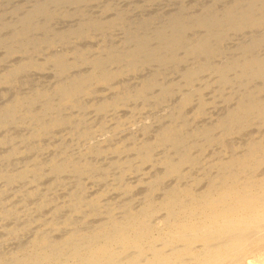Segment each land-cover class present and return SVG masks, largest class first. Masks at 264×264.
I'll return each mask as SVG.
<instances>
[{
  "label": "bare ground",
  "instance_id": "obj_1",
  "mask_svg": "<svg viewBox=\"0 0 264 264\" xmlns=\"http://www.w3.org/2000/svg\"><path fill=\"white\" fill-rule=\"evenodd\" d=\"M50 1L51 0H48L49 3L45 2L44 0L40 2L37 1L38 3L35 2L34 6L31 7L32 9L29 12L27 11L28 12L26 13L27 15L24 14L25 18L23 17L24 15L22 14V17L24 19L20 20L19 16L17 15L18 18L16 19L20 20V22L18 23L15 21L16 19L13 21L16 23L11 22L13 16L11 21L9 20L10 24L12 25H9L8 23L5 22L6 25L10 27L12 26V28L16 29L15 30L16 35L15 33L13 35L11 34V36H15V38L13 37L14 42L19 41L18 39L20 38L21 41H23V38L27 37L29 32L32 30H36V31L40 30L39 28L41 26L39 27L38 25L41 24V22L39 21L43 20L41 18L47 17L46 20L48 18L52 19L53 16L49 14L50 12L48 8H50L53 3L56 4L55 6L59 5L60 3H62L60 5H63L65 3L71 5L73 4L75 7L76 6L79 7L78 5H80V7L84 5V9H85V6L87 4L89 5L93 1L94 3L98 2L97 0L96 1L95 0H53L51 1L52 3H50ZM53 5L52 7H54ZM90 6L91 5H89V7ZM111 7L112 6H109V9ZM214 7L216 12L214 11L213 8L207 9L205 10L207 14L203 13L205 14V16L203 17L198 18L197 16L196 18L194 17L195 19H193V17L192 18L190 17L188 19H179L177 17L170 18L169 23L166 26H164L163 29L157 26L158 28H160V31H158L159 34L157 35L156 34L154 35L153 34L154 31L153 32L151 31V28L153 29L154 26L150 27L149 31H151L153 36L161 40L160 43L158 42V44H160L159 47H161V44L166 46V47L164 46L165 48H163V46L161 47L163 48V50L165 49L164 53H162L163 50L162 52L161 50L160 51L158 50L159 47L158 49H156L158 45L155 48L158 52H156L154 48H153L154 50H152L151 47H150L151 49L147 47V49L149 48L148 51L152 50L151 53L145 52L146 47L144 46L143 41L146 39L145 37L150 35L149 37L151 38L152 36L147 29L146 31L149 33V35L147 34L145 36H142L141 33L135 32L137 34H140L144 40L142 41L141 38L140 40L143 43L140 42L137 43L136 45L133 44L132 47H135L134 50L132 47H129L132 44V42L129 43L128 47L129 49L132 48L133 51L132 50L128 51V47H126L127 49L126 48L124 49H126V52L127 51L128 52L125 53V50L123 49L125 54L124 53L122 54H124V56H122V54L120 53L121 56L116 55V56H108V57L111 58L113 61L116 59L115 61L117 63H121V62L128 63L129 61L130 64V62H133L131 63L133 65L127 66L131 68V72L132 71L135 72L137 68H139L138 66H141V63H144V61L142 62L141 58L142 55L145 56L146 54L148 55V56L146 55L147 57H145L146 59L145 63L147 65L151 63H159L161 66H168L170 65V63L173 64L174 62L179 60L178 53L180 52L181 49H183L182 43L186 41V36H188L187 34L191 31L192 32L201 31L200 34H202L203 32L202 35L204 36V38H202L203 36L201 37V35L200 36L197 35L198 36L197 41L196 39L193 38L191 42H193L194 40L195 42L191 43L190 40L188 41L191 43V45L189 46L191 49H189V47L186 48L187 46L185 47L183 46V47L184 49L186 48L190 50L189 52L190 56L203 57V56H215V54L217 53L216 46L219 43H221L222 40H224V38L227 35L229 34L231 35V33H238L245 30H250L251 32L256 33V31L263 29L264 27V0H232V5L230 7H228L227 9L221 8L224 9L222 13L221 11L219 12L220 9L217 10L216 8L217 6ZM53 10L50 11L53 12ZM54 12L52 13L53 15L56 14V12L55 13ZM212 12L214 16L209 15L210 13L212 14ZM118 18L120 17H117V19ZM1 19H2L1 21H3V16ZM115 19L113 20V23L118 21L123 22V18H121L120 20L116 19L117 21H115ZM139 19L141 20V18ZM45 21L44 23L42 22L44 24V27L45 25H47L45 24ZM94 22L95 20L92 23ZM52 23L54 24V22ZM2 24L3 23H1L0 25ZM18 24L20 26H18ZM97 24L98 22L95 25ZM99 24H102V22ZM6 25L4 26L3 24L4 27H6ZM82 26L85 27L84 24ZM103 26H105V24H103ZM81 27L80 29L82 30L83 33L84 31ZM87 27L91 28L89 26H86V29ZM144 27L146 26L144 25ZM80 29H77V32ZM13 30H11L10 28L11 32H13ZM43 30L41 28L40 31L42 32ZM157 30L155 29V33H158L156 32ZM40 31L38 32L40 33ZM146 31H144L145 32L144 34H146ZM32 32L34 33L35 31ZM33 33L30 36H35L33 35ZM36 33L37 32H35L34 34ZM39 33H37V35H40ZM43 34H41L40 36L42 37ZM137 34H135V36H137ZM135 36H133V38ZM139 37L138 38L135 37V38L139 39ZM199 37L201 39L198 40ZM251 37H252V41H250L248 45H244V46L242 45L240 49L241 55L245 56L243 60L232 61L231 66L227 64L228 67L226 66L221 67L223 69H218L220 67L217 68V66L216 67L211 66L210 68L208 65L207 67L205 64L204 65L202 64L203 66L197 64L196 65L197 67L196 68L194 67L195 69L189 72L187 71L186 74L185 73L183 74V80L185 83L183 82H182L183 84L176 83L175 85L174 83H170L171 85L168 84V86L165 85L163 88L161 87L162 91L159 94L161 96L163 95L161 98L164 100L165 96H169V94L173 90L174 91L178 90V92H180V90H182V87H187L191 89L192 83L195 80V76L197 77L196 80L200 81L201 79L200 78L198 79L200 74L202 75L203 72L215 71L213 74L215 75L217 74V77L218 75L222 74L223 79L221 75L218 77L221 80L218 81L220 84L222 83L224 86L226 85L228 86L229 84L230 85L239 84L241 86L242 85L244 86L242 90L246 91V89L250 87L252 91L248 88L247 90H250V91H246L248 92L247 93L248 95L245 92H243L247 96L242 95V97L238 99L237 104L233 106L231 109H229L230 111L226 112V115L224 114L225 116L223 115L224 117L221 118V116H219L221 118L219 119V121L216 119L217 123H214L215 122L214 120L213 123L215 124V126H211V123H209L210 127L207 124L208 126H206V128L203 127L202 129L199 130L196 129L195 131L190 132L191 129H189L190 131L186 130V126L184 125L185 123L182 124L183 122L181 121L182 119L180 120L182 126H180L179 123L177 124L178 119L175 116H180L179 114H182L180 113V109L182 111L183 109L191 105V103H193L192 102L193 97H196L198 93H199L198 96H201V94L203 93L201 91L203 85L199 88L200 90L197 89L198 90L197 94L194 93V89H193L192 90L193 94L196 95L195 96L193 95V97H191L192 95L189 96L185 94L186 96L182 97V99L179 101L181 103L177 108L178 110L176 109L178 111L177 112L178 115L176 113L174 114L175 115L174 116L172 113L171 118L173 120L171 119V123L167 121L169 122L168 126L162 127V129L161 126H158L160 127L161 130H159L158 132L155 130L157 133L155 132V135L153 136L154 140L152 142L146 141L145 143L142 144L140 143L141 145L138 148H132L133 151L137 150V152L134 153L135 157H137L139 163L143 165L152 162V160L154 159L153 152L155 148L163 147V149L164 148L167 149V150L165 149L166 151L164 155L163 156L161 155L162 158H160L159 161L157 160L158 165L162 168L161 169L162 172L160 171L162 175L157 176L156 179L154 178L153 182L149 181L151 184L148 183V185L150 184L149 192L147 193L148 195L147 194L145 195L146 199L144 200V203L140 207L134 209L131 207L132 209L128 208L125 209V211H121L126 206L123 205L124 208H121L119 205L118 206L120 208L118 206L117 207L113 206L111 209H109L108 212H106L105 215L106 217H103L101 221L96 222V224L91 227L90 225L92 224V222H90L91 224L88 223V219L92 220L94 219L92 217L96 216L97 213L96 209L99 208L100 205L98 201L99 199L96 198L88 199L83 194L82 196L84 197H82L80 194L76 192L75 193L72 192L70 194L68 193L67 196V198L69 197L68 202H65V204H68V207L70 208V215L67 216L66 219H64L63 221L64 223L62 222L66 226L65 231L59 233L60 232L59 226L61 224V222L59 221V216H57L60 212V210L58 209L59 207L58 208L56 207L57 209L55 208L56 215H53L50 219L45 218L42 214H38L39 217H36L35 215L36 218L34 217V215L33 216L31 215V218L33 217L32 220L35 221V223L33 221L29 222L30 223L29 227H31L30 229L31 233L28 236L29 238H27L28 241L27 242L25 241V245L23 244L18 248H15V250L12 251L10 250L8 253H4L2 251L0 253V264H264V141L261 142L255 141L248 143L245 148L239 144H234L235 147H231V149H229L230 146L228 145L229 140L233 139L235 135L243 132L244 129L250 128L254 124V121L255 122L259 121L260 123H262L261 125L264 126V95H263L264 94V53L262 54V52L258 51L260 50V47L264 42V39L261 37L257 38L256 36L253 37V33ZM37 38H35L34 40L35 42H38L37 40L40 39V37L38 39ZM226 38H228V36ZM29 39H24V40H29ZM32 39L33 37H31L29 41L32 42ZM43 40H45V42L47 43L49 39H46L44 37ZM134 40L136 42V39ZM21 41H19V43L17 44L22 47L23 45L22 44L20 45ZM29 41L28 42L23 41L22 43L27 42V44L31 45ZM42 41L40 40V44H42ZM14 42L12 44H15ZM35 42L34 44L37 47L38 46L37 44L39 42L37 44ZM153 42L154 44L155 42L157 43L155 38ZM46 43L44 44L46 45ZM152 43L150 45L149 43L147 44L148 46H153ZM17 44L16 46L19 47ZM27 44L25 43L24 45ZM39 46L38 48H36V51H38L37 49H39L40 51V48L42 46L40 48ZM21 47L20 49H22ZM34 48L35 46L33 45V49L32 47L29 49L30 51L31 49L32 51H34ZM184 49L182 50L183 52L185 51ZM23 50L24 49H22V51ZM186 54L188 53L186 52ZM184 56L186 55L184 54ZM55 57L57 58V56ZM63 58H61L60 60L59 58L55 60L50 59L51 61L53 60L54 62L53 65H55L58 71L60 70V72L58 73L61 74L66 73L64 71L66 70L67 67L66 64L64 63L65 60H62ZM61 60L64 61L63 63L65 64L66 67L63 66ZM100 60L97 59V61L95 60V62H93L94 65L97 66L102 65V68L100 67L99 69L100 73L97 72L99 67L95 66L97 71L92 72V70H90L88 71L89 73L87 72L88 75H86L87 73L85 71L86 74L84 75L86 76L83 75L81 79L75 80V77L72 75L74 79L72 80L73 77L71 78L73 82L69 80L71 81L70 84L69 83L63 84L64 81L62 84H59V82L56 81L58 82L59 85L57 86L56 89H54V92L56 90L55 93L58 95V99L55 100L53 99L54 100L53 101L51 98L55 97V96L52 97L53 94L55 93H53L52 96L49 95L50 93L49 94L46 93L48 94L47 99L52 100L53 103L48 104L51 101L50 100L48 101L46 99V95L43 92L44 90L42 91V89L41 90L36 89V91L32 93L35 94L30 97L22 96L21 95L22 93L20 95L18 93V95L14 96L13 100L6 102V104H4V106L0 109V132L5 131L6 133L11 134L10 133L11 128L15 124L29 125L31 123L29 125L30 127H33L34 124L36 127V129L34 127L33 132L31 131L32 132L31 135L27 133L29 136H27L26 138H24L25 135L21 137L18 136L20 135V133L18 132H17L18 135H10L7 136L6 138L1 137L2 135H0V148H3L6 144L9 145L8 149L6 150L0 149L3 152L0 153V190H1L0 218L8 220L12 218L13 215L16 214L18 210V208L15 207L17 206L16 203L15 205L13 204L14 208L17 209L15 211L11 203H9L11 201L8 200V203L4 204V202L7 201V199L5 200L1 199L3 197V194L7 193V191L17 181L21 183L24 182V179L25 182L30 181L28 180V178H31L34 181H36L39 178L43 179L44 176H46L45 175L46 172L53 174V175L50 174L52 177L54 175H58L56 177H60L61 175H64L66 173H73V174H77L79 177L86 176L88 178L89 176L92 177L93 174L97 173L96 171H98V168L100 169L99 167L100 165L99 166L95 165L93 161H91L93 159H91L90 156L96 155L97 153L100 152L105 153L109 151L106 150L107 147H104L103 142H99L97 145L90 147V149L86 148L87 150L82 152L80 154V157L78 158L72 157L71 154H69V151L66 150V152L59 153L60 155L58 154V157L57 155L55 157L53 156V158H50L49 160L42 163L37 161L38 156L34 157L35 159L32 160L33 162H36L35 163L36 165L34 163L33 164L31 163V165L28 164L29 166L26 165L25 169L10 168L11 163H13L11 162V160L25 153L24 151H22V149H20V147H17V144H21L23 142L25 143L26 141L37 143L41 141L43 139L42 137L43 136L45 137L48 134V132L50 131L53 132L55 128L57 129L60 125L66 123V121L63 122L62 120L65 117L63 116L62 118L61 113L57 112V109L59 107L61 108L62 105L65 106L66 104L72 105L74 103V99H76L75 101H78L79 99L80 101H82L83 99H81V97L76 98L77 95L79 94L87 95L88 93L91 94V92L89 91L92 90L90 87L93 84H96L97 87L98 85H104V84L108 86L109 82L111 81L113 83L116 77L119 78V76L120 77L124 76L122 75L123 73L122 74L120 73L122 71L120 68L119 69L121 71L119 69H118L119 71H115L116 73L118 72V74L106 72L109 70H107V67L105 68L106 71L103 69L104 67L103 64L105 63ZM137 62L139 63L141 62L140 65L136 64ZM26 64H22L16 68L14 67V69H12V71L10 70V72L6 71L7 74L3 73L2 75L3 77L2 76L0 77V81L1 79H3L2 83L4 85L16 84L17 79H15V77L19 76V74L22 73L27 68L28 65L26 66ZM212 67L214 68L212 69ZM29 68L38 69V67H32L31 65L29 66ZM122 68L124 69V67ZM39 69H44V67L41 66ZM94 69L95 68H93V70ZM101 69L103 70V73H101L102 71ZM112 71L114 72V70ZM81 76L76 78H80ZM158 76L156 77L157 78L156 80H158ZM69 77L70 76L66 78L67 79L66 82H69L68 81V79H70ZM58 78L59 77H57V80H59ZM193 78L194 80L192 81ZM194 83L196 84L195 81ZM3 84L0 85L2 86ZM54 84L57 85V83ZM90 84L91 86H88ZM137 86L138 87L137 88L135 87L136 89L133 90L134 91L133 94L128 93V90H125L124 94L127 95L126 99L124 98L126 97V95L125 96L123 95L122 99L117 97L116 100H110V102H107L109 101L107 99L105 105H103L104 102L101 104L102 109L100 108V110H103L104 107L105 110H108L111 107H118L119 104L121 105V103L123 102V99L124 101L125 100L128 101L131 98L135 100L143 99V98L145 99L146 94L156 89V87H159L158 84H156L155 80L153 81V78L151 80H149L148 78L147 80H144L140 85ZM51 88L49 89L50 90L49 92L53 91V89ZM239 89H241V87ZM206 90H207V86L203 88V91ZM97 91H99V89ZM59 93L61 94L60 99H59L60 97ZM13 95L14 94H12V96ZM44 98L48 102L43 103V101H45ZM37 103L39 104L43 103V104L37 105ZM199 103L200 106L202 107L205 105L203 100L202 101L200 100ZM36 105L38 106V108L36 107ZM67 105L65 106V109L67 108ZM75 105L77 106V103H75ZM75 105H72V107L69 106V108L70 107L75 108ZM102 105L104 107H102ZM64 106H62V108ZM85 106H87V104ZM90 108H92V106ZM98 110L99 109H97V111ZM59 111H61V109ZM65 112L67 111L65 110ZM59 113L60 115H58ZM55 114H57L58 117ZM54 115L56 117H54ZM59 116H61L62 119L59 118ZM181 116L183 117V115ZM32 122L34 124H32ZM177 125H179L180 127H177ZM27 130L28 129H26V131ZM218 131L220 132L218 133ZM86 132L88 131H85V133ZM80 134L82 135V132ZM216 134H218V136ZM83 135L82 137L85 138L86 134L85 136ZM212 145H218L220 147V150L217 152V154L215 153L214 156L206 155V161L202 167L203 168L202 173L197 177L191 176L193 172L190 174V172L186 171L184 168L186 166L196 167V165L199 164V158L197 160L195 157L192 156V154H194L193 151L200 150L201 153H204V151L206 152L207 149ZM67 148L68 146L66 147V149ZM40 149L42 150V148ZM132 150H128V151L131 153ZM210 150H208V152ZM174 151L178 153H174ZM132 159L130 160L132 161ZM120 160L118 161L120 162ZM130 160L129 162H126L128 163L127 165H129V163L131 164ZM119 162L118 164H116L117 162L115 160V162L112 163L113 164L115 163L116 165L112 164L111 166H113V168L115 166V169L117 170L116 167H119ZM121 162L120 164H122ZM123 163L125 165V162ZM130 167L131 166H129L128 168ZM140 167H142V165H140ZM45 169H48V171ZM118 169H120V167ZM104 170L105 171L109 170V167L108 169L104 168ZM121 170H125V169H121ZM108 172L106 173L110 174V170ZM123 172L125 173V171ZM128 173H130V171H128ZM97 176H99V174ZM57 180H59V178ZM168 180L169 182L172 183H169L167 185L165 183ZM32 182L33 181H30L29 184L32 185ZM35 183L36 182H34L33 184L35 185ZM165 185L167 186L165 187ZM131 186L132 185L127 184L126 191H129L132 188ZM30 187L31 190L27 189L28 191H30L28 192V194L22 191L24 197L28 195V197L26 196V199L24 197L23 198L27 200V198L30 197L29 201L27 200L28 202H30L33 197L35 198L34 202H36V200L39 201V204L38 202H36L38 204L36 207L33 205H31L33 206L31 207L29 204V206L31 207L30 209L32 208L34 209L35 207L36 210L35 209L34 210L40 213L44 208L50 206V205L47 206L48 204L53 203L52 201H51L52 203H49L48 200L44 199L45 197L44 195L43 197H41L43 193L39 195L40 191L38 189L40 188L38 189L36 188L39 191V193H37L38 191L36 189H35L36 191L32 192V186ZM121 187H123V185ZM143 189H145V187ZM20 190L18 191L20 192ZM116 190L118 189L116 188ZM23 192L25 193V195ZM38 195L40 196V199L43 198L41 201L39 199H36V196L39 197ZM20 197L17 199L18 200L22 199L21 195ZM17 199L16 201H18ZM13 201L15 202V199ZM20 202L23 203V200H20ZM20 202H17V204L18 203L21 204ZM84 210L86 212H84ZM32 211L33 210H31V212ZM32 214H35V212H33ZM77 216L78 217L80 216L79 218L81 221H78L76 219L78 218ZM41 218H45L43 219L44 221H41L42 220ZM17 223L18 222H16V224ZM38 223L43 224V227L41 225L40 226L37 225L39 228L38 227L33 228L32 224L34 225ZM10 226H6L7 236L11 234L14 235L20 233L19 231L21 229L19 227L16 228L15 227L16 225L15 226L13 225L14 227L13 226L10 227ZM32 228L35 230H33ZM18 245L20 244L18 243ZM16 247H17V243H16Z\"/></svg>",
  "mask_w": 264,
  "mask_h": 264
},
{
  "label": "rangeland",
  "instance_id": "obj_2",
  "mask_svg": "<svg viewBox=\"0 0 264 264\" xmlns=\"http://www.w3.org/2000/svg\"><path fill=\"white\" fill-rule=\"evenodd\" d=\"M7 1L6 0L0 1V3L2 2L0 5V24L3 23L4 26L6 25V23H8L9 25H12V24H10L12 16H13V19L11 22H13L16 18H18V16H19L20 20L24 19L25 15H27L26 13H28L32 9L31 7L34 6L35 2H37V1L40 2L42 0H7ZM44 1L48 2V0H44ZM51 1H53V0H51ZM51 1H50V3H52ZM97 1L98 2L94 3V1H93L91 4H89V5H91L90 7L87 4L85 6V9H84V5L81 6L82 7L81 8L80 5H78L79 7H77V6L75 7L73 4L71 5V4L65 3L63 5H60V4H62V3H60L59 5L55 6L56 4L53 3L54 5L53 4L52 5L55 7L54 8L50 4L51 7L48 9L50 12L49 14H51L53 16L52 17L50 15L52 17V19L48 18L46 20L47 17H43L41 19H43V20L45 19L46 20V21L44 20L45 24H47L49 26L51 25V26L49 27V26L45 25V27H44V24H43L44 21L40 20L39 22H41V24H43V25H41V24L38 25L39 27L41 26L40 28L39 27L38 28L40 30H41V28H42V30L44 28V30L42 31L44 34L40 30H38V31H40V33L36 30H32V31L39 33L40 35L43 34L42 37L40 35H37V33L34 34L35 32L33 33L32 31L29 32L28 36H30L32 33L35 36H30V37L27 36L25 38L22 37L23 41H27V42L31 39V37H33V39H32V42H33L35 40V38H37L39 36L40 39H38L39 37L37 38L38 40L36 39L39 43L35 42V41L34 42L36 44L38 43L37 44L38 46L39 45L42 46V47L39 46V48L41 47L40 51H39V49H37L38 51H36V48H38V46L36 47L34 42L32 43L29 41L31 45H29V44H27V42H25L27 45H24L25 43H22L23 41H21V38L18 40L21 41L20 45L22 44L23 46L22 47L19 46L17 44V43H19V41L14 42L15 36H11V34L13 35L15 33L16 29L12 28V26L10 27V26L6 25V27L7 26L10 27L11 30L14 29L13 32H11L10 28L7 27L8 28L7 29L6 27L3 26V24L0 25V42H1L0 43V45H1L0 46V61H1L0 62V77L3 75V73L7 74L8 71L9 72H10V70L12 71V69H14V67L16 68V67H18L22 64H26V63H27L26 66L28 65L27 68L25 69L26 71L24 70L22 73L19 74V76L15 77V79H17L16 84L4 85L2 83L3 79H1L0 84H3V85L2 86L0 85V109L4 106V104H6V102L13 100L14 96L18 95V93H19V95L22 93L21 94L22 96H29L30 97V96H33L35 94V93L34 94H32V93L35 92L36 89H38V90L42 89V91L44 90L43 92L45 93L46 99H47V95L50 93L49 95L52 96V94L56 92V90L54 92V89H56L59 84H62L63 81H64L63 84H65V83L70 84L71 81L74 79V77H75V80L81 79L83 77V75L86 74L88 71H90V70H92V72L97 71L96 67H99L97 72L100 73L99 69H100V67L102 68V65L97 66V65H94V63H93V62H95V60L97 61V59L98 60L101 59L100 61L105 63V64H103V63H101V64H103V66H104L103 69L105 71H106V69H105L106 67H107V70L110 71V72L109 71H106V72L118 74V72L116 73L115 71H119L121 69L122 71L120 70L121 71L120 73L121 74L123 73L122 75H124L121 77L119 76V78L116 77V79H114L113 83L110 81L108 86L106 84H104L107 87H105L104 85H98V87H97L96 84H93L94 85V86L92 85L93 87L91 86V84L88 85V86H91L90 88L92 90L89 91V92H91V94L90 93L87 94L89 97L86 94L77 95L76 98L81 97V99H83V100L80 101V99L79 100L77 99L78 101H75L76 99H74V103L73 104L71 103L72 105H75V103H77V106L75 105V108L73 107L74 109L71 108L72 105H70V104L69 105L66 104L67 105L66 109H65L66 105L65 106L62 105V106H64L63 108L61 106V108L59 107L57 109V112L61 113L62 118H63V116L65 117L62 119L61 116H59V118H61L63 120V122L66 121L65 124L63 123L62 125H60L59 126L60 128L59 127L57 129L55 128V130H53V132L50 131V132H48V134L46 133L47 135L45 137L43 136L42 137L43 139L37 143H35V142L32 143L31 141H28V142L26 141L27 144H26V142L25 143L23 142L25 145L23 143L17 144V147H20V149H22V151H24L25 153L23 152L24 153L23 155L17 156L11 160V162H13V163L10 162L11 165L9 164L11 169H16V168L17 169L18 168H24L25 169L26 165H28V164L31 165V163L32 164L36 163V162H33V160L35 159L34 157L38 156L37 161L42 163V162L49 160L50 158H53V156L55 157L57 155V157H58L59 153L66 152V150L69 151V154H71L72 157L78 158V157H80V154L82 152L87 150L86 148L90 149V147L97 145L99 142H103L104 147H107L106 150H109V151H107L105 153L100 152V153H97L96 155L90 156L91 159H93V160H91V159L90 160L93 161V163L95 165H97V166L100 165L99 166L100 169L98 168V171H96L97 173L94 172L95 174H93L92 177H90V176L88 178L86 176L79 177L77 174L66 173L67 175L64 174V175H61L60 177H56L58 175H54L56 178L55 179L54 176L53 177L51 176L53 174L46 172L45 170L48 171V169H45L44 171L46 172L45 173L46 176H44V178L42 177L43 179L39 178L36 181H34L31 178H28V180L33 181L32 185L29 184L30 181H26L28 183L27 184L25 182V179H24V182H21V183H19V181H17L18 183L16 182L17 184L15 183L12 186L13 188L11 187L7 191V193H4L3 197L1 196L2 200L7 199V201H5V202L3 201L4 204L8 203V200H9V201H11L9 203H11V205L14 208V205L16 203L17 206H15V207H17L18 210L15 208L14 209H15V211L17 210L16 214L18 216L16 214H14L13 217L12 218L9 217L10 219H8V220L0 218V235H2V236H0V250H1L0 253L2 251L4 253H8L10 250L12 251V250H15V248H18L19 246H21L23 244L25 245V241L26 242L28 241L27 238H29L28 236L31 233V231H30L31 227H29L30 226L29 222L33 221L32 220L33 217L31 218V215L32 216L34 215V217H35V215H36V217H39L38 214H42L45 218L50 219L53 215H56L55 208L59 207L58 209L60 210V212L57 215V216H59V221L61 222V224L59 226V229H60L59 233L64 232L66 229V226L63 224L64 223L63 221H64V219H66L67 216L70 215V208L68 207V204H65V202H68V198H69V197L67 198L68 193L70 194L72 192L73 193L76 192V193L80 194L81 196L83 194L88 199H91V198L99 199L98 201H99L100 205H99V208L96 209L97 210L96 216L92 217V218H94L92 220L88 219V223L92 222V224L90 223L91 227L94 226L96 224V222L101 221L103 219V217H106L105 216L106 212H108L109 209H111L113 206L117 207L119 205L121 208H124V206H126L121 211H125V209H128V208L134 209V208L140 207L144 203V200L146 199L145 195L149 192V188H150L149 185L151 184L149 181L153 182L154 178L156 179L157 176L162 175L161 174L162 168L158 165V161L160 160V158H162V156L164 155V153L167 149L166 148L163 149V147L155 148V150L153 152V155H154L153 158L155 160L153 159L152 162H149V163L143 165V164L139 163V160H137V157H135L134 153H136L137 150L133 151L132 148H138L142 143H145L146 141L152 142L154 140L153 136L155 135V132L156 131L158 132L159 130H161L162 127L168 126L169 122L171 123V119H172L171 115H172V113L174 115L178 112L177 108L181 103L179 101L182 99V97H184L186 95H189V96L192 95L191 97H193V95H194L193 91H192L193 89H194V93L197 94L198 93L197 89H199L202 85H203L202 86L203 88L207 86L206 91H203V88H201L202 89L201 91L203 92V93L201 92L202 93L201 96H198L199 93L197 95L195 94L196 97L192 98L193 103H191V105H189L185 109L182 108L184 110V111L182 110L184 113L180 109V113H182V114H179L180 116L174 115L178 119L177 124L179 123V125L182 126L181 121H183L182 124L185 123L184 125L186 126V130L190 131L189 129H191L190 132L195 131L196 129H198V130L202 129L203 127L206 128V126H208V125L210 127L209 123H211V126H215L214 123H217V120L219 121V119L224 117L226 115V112L230 111L229 109H231L233 106H235L237 104L238 99L241 98L242 95L247 96L248 92H246V91L251 90L250 87H248L250 90H247L248 89L247 88L246 91H244V90H242L244 88V86L243 85L241 86L239 84L238 85L234 84L235 86L230 85V84L228 86L227 85L224 86L221 83L223 85L222 86L218 82V81H221L218 77L220 75L222 77V74L218 75V77H217V74L216 75L213 74L215 71H213V72L208 71V72H203L202 73L203 76L201 74H200L201 76L199 75L198 79L200 78L201 79L200 81L196 80L197 79L196 76H195V80H194V78L192 79V81L194 80L196 82V84L193 81L191 89L187 88V87H182V90H180V92H178V90L177 91L173 90L172 91L173 93L171 92L172 94L170 93L169 96H165L164 100L161 98L163 95L161 96L159 94L165 85H167V86H168V84L171 85L170 83H174V85L176 83L177 84L178 83H180V84L185 83L183 80V74L184 73L186 74L187 71L189 72V71L195 69L197 67L196 66L197 64L198 65L200 64L201 66H203L205 64L206 66L208 65L210 68H211V66H214V67L217 66V68L220 67L218 69H223L221 67L222 66L228 67L227 64H229V66H231L232 61L243 60L245 56L241 55V50H240L242 45L243 46L248 45V43L250 41H252V37H251L252 33H253V37L256 36L257 38L261 37L264 39V27H263V29H260L258 31L255 30L256 33L251 32L250 30H245V31L238 32V33H231V35L229 34L230 37H229V35H227L228 38H226L227 37L226 36L224 38V40H222V42L216 46V50H217L216 51L217 53L215 54L216 57L215 56H203V57L199 56L198 57V56H190L189 55V52H190L189 49H191L189 46L191 45V43L195 42V40L193 42H191L192 38L196 39V41H197L198 36H200V35H201V37L203 36L202 35L203 32H202V34H200L201 31L200 32L199 31H197V32L191 31L187 34L188 36H186L187 42L184 41L182 43L183 49L185 46H187L186 48L189 47V49L185 48L184 49L185 53L182 51L183 49L180 50L181 53L180 52L178 53V55H179L178 61L174 62L173 64L170 63V65H168V66H161L159 63H151L148 65L145 63V60H146L145 57L148 56L145 52L151 53V51L154 50L157 45L158 46L156 49H158V47L160 45V44H158V42L160 43L161 40L158 39L157 37L153 36V34L154 35L159 34L158 31H160V28L163 29L164 26H166L169 23L170 18L177 17L179 19H188L190 17L191 18L193 17V19H195L197 16H198V18L203 17V16H205V14H207V12L205 10L210 9V8L214 9L215 8L214 6H217L216 7L217 10L220 9L219 12L221 11V13H222V11L224 9H221V8L227 9L228 7H230L232 5V0H160V1L159 0L158 1H156V0H100V1L97 0ZM10 4H11L12 8L10 7ZM66 4H68V5H66ZM109 6H112V7L109 9ZM5 8L7 11L5 10ZM65 8H67V9H65ZM58 9H60V10H58ZM15 10H17V11H15ZM50 10H53V12L56 10L55 11L56 14L53 15L52 14L53 12ZM214 11L216 12L215 9H214ZM177 12L180 14H178ZM203 13H205V14H203ZM22 14L23 15L25 14L23 16L24 18L22 17ZM199 14H201V15H199ZM209 15L212 16L213 12H212V14L210 13ZM2 16H3V21H1ZM8 16H10V17H8ZM117 17H120V18L117 19ZM5 18L8 20H6ZM115 18L117 20H120L121 18H123V22L118 21V22L113 23V20ZM139 18H141V20ZM116 19H115V21H117ZM20 20L16 19L15 21L18 23V22H20ZM94 20H95V22L92 23ZM84 21H85V23L87 22L86 25H85ZM96 21L98 22V24L101 22H102V24H99L100 26L98 24L95 25L97 23ZM16 22H13V23H16ZM52 22H54V24ZM88 22H91L93 25L91 23H88ZM83 24L85 27L82 26ZM103 24H105V26H103ZM91 25H92V27H91ZM144 25L146 27H144ZM15 26H16V24H15ZM18 26H20V25L18 24ZM86 26H89L91 28L87 27V29H86ZM97 26L100 28H98ZM157 26L160 28H158ZM80 27L83 29V31H84L83 33H82V30L80 29ZM150 27H153V29H154L153 30L151 28V31L152 32L154 31L153 34L151 33V31H149ZM55 29H56V31H55ZM77 29H80L81 31L79 30L77 32ZM147 29L152 35L151 38L149 37L150 36L149 33L146 31ZM155 29L156 30L158 29L156 31L158 33H155ZM144 31H146V34H144L145 33ZM73 32H74V34H73ZM135 32L141 33L142 36H145L148 34L149 36L145 37L147 39V40L146 39L145 40L147 43H149V45L154 41V38H155V40L157 41V43L155 42L156 45L153 42L152 43L153 46H148V44L145 42V40L142 38V36L140 34L135 33ZM68 33H70V34H68ZM131 33H134V34H131ZM135 34H137V36H135ZM15 35H16V33H15ZM43 36L46 39H49L47 42L48 44L45 42V40H43L44 39ZM133 36H135L137 38L139 36H141V37H139V39H137L135 37L133 38ZM11 37H12L13 42L15 44H12L13 42H12ZM148 37H149V39H148ZM202 38H204V36ZM24 39H29V40H24ZM134 39H136V42ZM140 39L142 41L144 40L143 41L144 46L146 47V51L144 53L147 56L146 55L143 56L141 54L142 55L141 59H142V62L144 61V63L140 62L141 66H138L139 68H137V70L135 72L134 71L131 72V68L127 67V66L133 65V64H131L133 62H130V64H129V61H128V63L127 62L117 63L115 61L116 59L113 61L111 58L108 57V56H116V55L121 56V54L124 53V50H125V53H127L128 51H131L132 48L134 50L135 47H132L133 44L136 45L137 43H140V42L143 43ZM199 39H201V38L199 37L198 40ZM40 40L41 41L43 40L42 44H40ZM189 40L191 43L188 42ZM131 42H132V44L129 47H132V48L129 49L128 45ZM44 43H46V45ZM4 44L5 45L7 44V45L5 46ZM16 44L19 47H17ZM187 44H189V45H187ZM33 45L35 46V48H34L35 52L32 51ZM28 46H30V47H28ZM162 46H163V48L166 47L165 45L161 44V47ZM20 47L22 49H24L25 51L24 50L22 51V49H20ZM31 47H32V49H31L32 52L29 49ZM126 47H128L127 52H126V49H127ZM147 47H149V48L151 47L152 50L148 51L149 48L147 49ZM161 47H159L158 50L159 51L161 50V52H162L163 48H161ZM124 48H126V49H124ZM156 49H155V51L158 52ZM17 51H18V53H17ZM20 51H21V53H20ZM164 51H165V49L163 50L162 53H164ZM258 51L262 52V54L264 53V42L262 43L260 50H258ZM186 52L188 54H186ZM57 54H59V55H57ZM124 54H122V56H124ZM184 54L186 56H184ZM55 56H57V58ZM58 58H59V60L61 58H63L62 60H65V62L61 60L62 63L64 62L67 66L66 67L65 64L63 63V66L66 67V70L64 71L66 73L65 74L63 73L64 75L61 73H58V72H60V70L58 71V69L55 67V65H53L54 64L53 60L52 61L50 60V59L55 60ZM28 63L32 67H38V69L37 68H29L30 65ZM140 63L137 62L136 64L140 65ZM142 64H144V65H142ZM41 66H43L44 69H39ZM78 66H79V68H78ZM122 67H124V69ZM214 67H212V69ZM93 68H95V69L93 70ZM112 70H114V72ZM123 70H126V71H123ZM85 71H86V73H85ZM105 71H104V73H105ZM125 72H128V73H125ZM88 73L86 75H88ZM101 73H103V70L101 71ZM76 74L77 75L79 74V75L77 76ZM86 75H84V76H86ZM152 75H154V76H152ZM156 75L157 76L159 75L158 80H156L157 79ZM68 76H70L69 77L70 79H68V81L71 80L72 77L73 78L71 81L66 82L67 81L66 78H68ZM79 76H81V77L76 78ZM18 77L19 78L21 77V78L19 79ZM57 77H59L58 78L59 80H57ZM60 77L63 79H61ZM154 77H155V79H154ZM148 78H149V80H151L153 78V81L155 80L156 84H158L159 87H156V89H154L153 91H150L151 93L149 92L148 94H146L147 96L145 95V99L143 98V99H138V100L136 99L135 100V99L131 98L128 101H126V100L124 101V99H123V102L121 103V105L119 104L118 107H111L108 110L104 109L105 107L103 105H105L107 99L109 100L107 102H110V100H116L117 97L122 99L123 95L124 96L126 95V94H124L125 90H128V93L133 94V92H134L133 90L138 87L137 85H140L144 80H147ZM232 78H234V77H232ZM222 79H223V77H222ZM215 80H217V81H215ZM56 81H58L59 84ZM54 83H57V85ZM214 83H216V84H214ZM240 87H241V89H239ZM50 88L53 89V91L51 90L52 92H49ZM93 89L94 90L96 89V90L94 91ZM98 89H99V91H97ZM47 90H48V92H47ZM100 90H102V91H100ZM191 91H192V93H191ZM243 92H245L247 95ZM46 93H48V94H46ZM249 93H251V92H249ZM12 94H14V95L12 96ZM56 95H57L56 93L53 94L52 97H54V96L55 97L51 98V99L52 100L58 99V95L57 96ZM59 96H60L59 97V99H60L61 98L60 93H59ZM48 98H50V97H48ZM124 98L126 99L127 95ZM46 99H45V101H43V103L48 102L50 100V99H47L48 101H46ZM52 100H50L51 102H49L48 104L53 103L54 100L53 101ZM130 100H132V101H130ZM200 100L204 101L205 105L203 107L200 106V103H199ZM43 103H40V104L42 105ZM102 103H103L102 107H104L103 108L104 111L100 110ZM40 104L37 103V105H40ZM86 104H87V106H85ZM37 105H36V107L38 108ZM69 106H71V107L69 108ZM89 106L90 107L92 106V108H90ZM94 106H96V107H94ZM60 109H61V111H59ZM97 109H99L100 111L99 110L97 111ZM65 110L67 112H65ZM60 113L58 115H60ZM55 115L57 116V114H55ZM55 115H54V117H56ZM177 115H178V113H177ZM181 115H183V117ZM219 116H221V118ZM214 120H215V122L213 123ZM167 121H169V122H167ZM212 123H213V125H212ZM32 124H34V123L32 122ZM261 124L262 123H260L259 121H257V122L254 121V124L250 128L244 129L243 132L235 135L233 139L229 140V144H228L230 146L229 149H231V147H235L234 144H239L245 148L248 143L255 142V141H260V142L264 141V126H262ZM25 125H16L15 124V125H13V127L11 126L12 127L11 132H10L11 134H8L4 131V132H0L1 133L0 135H2L1 137L6 138L7 136H10V135H18L17 134V132H18V133H20V135H18V136L21 137V136L25 135L24 138H26L27 136L31 135L32 132L34 131L35 124L33 125V127H30L27 124H25ZM179 125H177V127H180ZM158 126H161V129ZM88 127H89V129H88ZM24 128H26L28 130L26 131V129H24ZM85 128H87L88 130ZM35 129H36V127H35ZM12 130H14V131H12ZM85 131H88V132L85 133ZM89 131H90V133H89ZM81 132H82V135L84 134L83 136H85V134H86L87 138L82 137V135L80 134ZM219 132L220 131H218V133ZM27 133H29V135ZM215 133H217V132H215ZM216 135L218 136V134H216ZM29 142H31V143H29ZM30 144H32V145H30ZM67 146H68V148L66 149ZM8 147H9V145L6 144L3 148H0V149L6 150V149H8ZM31 147H32V149H31ZM40 148H42V150ZM31 150H32V152H31ZM128 150H132L133 153L132 152L130 153ZM208 150H210V151L208 152ZM219 150H220V147L218 145H212L207 149L206 152L204 151V153H201L200 150L199 151H197V150L193 151L194 154H192V156L195 157L197 160L199 158V164L196 165V167L186 166L188 168L185 167L184 169L186 171L190 172V174L193 172L191 174V176H196V177L199 176L203 171L202 167L205 164L206 155L214 156L215 153L217 154V152ZM0 153H3L2 150H0ZM174 153H178V152L174 151ZM128 159L129 160L132 159V161L134 160L135 162L137 161L138 163L137 162L135 163L134 161L132 163V161L130 160L131 164L129 163V165H127L128 163H126V162H129ZM115 160L117 162L116 164H118V162H119L118 160H120V162L122 161L121 163L123 165L120 164V162H119L120 169H118L119 167H116L117 168V170H116L115 166H114V168H113V166H111L113 164L112 162H115ZM123 162H125V165ZM116 164L114 163L113 165H116ZM120 165H122L123 167ZM140 165H142V167H140ZM129 166H131V167L128 168ZM108 167L110 170V174H108L109 170H107V171L104 170V168L108 169ZM126 168H128L129 170ZM102 169H103V171H102ZM121 169H125V170H121ZM123 171H125V173ZM126 171H127V174H126ZM128 171H130V173H128ZM103 172H105V173H103ZM106 172H108V173H106ZM98 174H99V176L100 175L101 176L100 177L97 176ZM58 178H59V180H57ZM20 181H22V180H20ZM51 181L55 182L56 185H55V183H52ZM34 182H36L35 185L33 184ZM49 182H50V184H49ZM123 182H125V183H123ZM138 183H139V186H138ZM148 183H150V184L148 185ZM169 183H172V182H169V180H168V181H166L165 184L168 185ZM127 184L132 185L131 186L132 188L129 191H126ZM122 185H123V187H121ZM167 185H165V187ZM30 186H32V192L36 191L38 188H40V189H38L40 191V193L38 190H37L38 191L37 193H39V195L41 193H43L41 195V197H43V195H44L45 196L44 199L48 200L49 203L53 202L52 204H48L47 206H49V205L50 206L46 207L47 209L44 208L40 213L35 211L36 210L35 207L39 204V201L36 200V202H38V204H37L36 202H34L35 198L33 197L32 200L30 202H28L30 197L27 198V200H28L27 201L25 199H26V196L28 197V195H26L24 197L22 194V191H24V192H26V194H28V192H30L28 190H31ZM137 186H138V188H137ZM114 187H116L118 190H116V188H114ZM144 187H145V189H143ZM49 188L51 191L49 190ZM78 188L80 191L78 190ZM113 189H115V190H113ZM18 190H20L21 193ZM25 190H27V191H25ZM16 194H17V197H16ZM20 195L22 196V199L18 200L17 198H19ZM24 195H25V193H24ZM84 196H82V197H84ZM46 197L49 199H47ZM14 199H15V202L13 201ZM16 199L18 201H16ZM36 199H39L41 201L43 198L40 199V196L39 197L36 196ZM20 200H23V203H21L22 201L20 202ZM12 201H13V203H12ZM17 202H20L21 204H19V203L17 204ZM29 204H30V206L31 205L35 206L34 207L35 210L33 208L30 209L33 206L30 207ZM107 208H108V210H107ZM31 210H33V211L31 212ZM33 212H35V214H32ZM84 212H86V211L84 210ZM103 213H105V214H103ZM15 215H16V217H15ZM45 218H41L42 219L41 221H44L43 219H45ZM78 218H76V219L78 221H81L80 218L79 219ZM81 219H82V217H81ZM27 220H29V221H27ZM9 222H11L12 224ZM16 222H18V223L16 224ZM33 222L35 223V221H33ZM9 224L11 226L16 225L15 227L16 228L19 227L22 231L20 230L19 231L20 233L18 232L19 234H14V235L11 234V235L7 236V231H6L7 227L6 226H10ZM37 225L38 226L41 225L43 227V224H40V223L34 224V225L32 224L33 228L38 227ZM23 229H26V230H23ZM33 230H35V229H33ZM5 239H6V241H5ZM20 242H22V243H20ZM16 243H17V247H16ZM18 243L20 245H18Z\"/></svg>",
  "mask_w": 264,
  "mask_h": 264
}]
</instances>
